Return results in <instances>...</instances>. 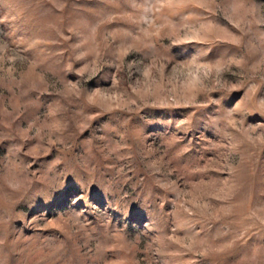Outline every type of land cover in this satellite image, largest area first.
Returning a JSON list of instances; mask_svg holds the SVG:
<instances>
[{
	"label": "rangeland",
	"instance_id": "obj_1",
	"mask_svg": "<svg viewBox=\"0 0 264 264\" xmlns=\"http://www.w3.org/2000/svg\"><path fill=\"white\" fill-rule=\"evenodd\" d=\"M0 264H264V0H0Z\"/></svg>",
	"mask_w": 264,
	"mask_h": 264
}]
</instances>
